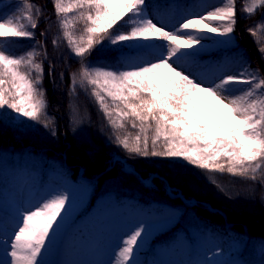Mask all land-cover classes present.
<instances>
[{
  "label": "snow or ice",
  "instance_id": "1",
  "mask_svg": "<svg viewBox=\"0 0 264 264\" xmlns=\"http://www.w3.org/2000/svg\"><path fill=\"white\" fill-rule=\"evenodd\" d=\"M145 3L146 0H75L73 5L65 6L62 0H55L57 14L71 12L73 8L86 10L81 11V15L85 17L88 35L85 43L75 45L77 57L90 54L105 40L111 46L123 45V49L145 51L155 57L147 62L126 63L132 70L95 68L90 71L85 68L81 84L99 89L94 96L113 127L124 128L125 125H117L112 119L106 96L119 110V118H133L132 127H136L137 121L141 131L149 122V126H154L151 146L147 135L143 139L137 135L134 146H130L128 139L116 137L130 153L182 158L208 173L227 172L249 178V173H255L260 167L256 162L264 161V98L254 95L256 89L264 86V79L246 96L229 100L226 94L236 90V85L252 86L253 80L244 79V73L238 72L205 86L204 81L198 82L191 74H186L180 64L182 57L193 54L201 45L202 34L229 36L233 32L236 20L232 0H228V7L208 11L199 18L185 19L174 30H166V25L158 26L147 18ZM261 4L264 5V0ZM25 8L29 12L25 18L35 29L37 23L31 15L33 5L26 3ZM246 11L252 12L253 8ZM130 16L139 18V24L130 31L113 35L110 30ZM0 19V38L33 37L34 33L17 17ZM261 53L264 55V49ZM35 56V52H29L26 57L15 58L0 50V110H11L17 123L26 120L41 123L46 117L47 102L40 88L43 68L35 62ZM6 83L10 84L9 88H5ZM250 178L256 179L254 175ZM68 201L67 194L57 193L32 207L17 209L11 235L4 232L7 238L0 239L6 257L0 264H48L44 254L67 213ZM144 232L143 226L138 225L127 234V239H122L123 247L119 251L122 264H140L135 255L143 243Z\"/></svg>",
  "mask_w": 264,
  "mask_h": 264
},
{
  "label": "trees",
  "instance_id": "2",
  "mask_svg": "<svg viewBox=\"0 0 264 264\" xmlns=\"http://www.w3.org/2000/svg\"><path fill=\"white\" fill-rule=\"evenodd\" d=\"M197 1L146 0L144 13L148 18L149 10L155 9L161 16L170 15L171 30H174L181 23L183 9H193ZM16 3L33 5L31 15L37 23V28L32 29L30 24L27 25L28 30L34 33L32 38H0V50L15 58L26 57L29 52L36 53L35 62L40 63L43 68L40 88L44 93L47 109L56 116L54 123L57 133L55 138L43 140L42 144L27 140L26 136H20V130L12 124L14 116L11 110H0V168L5 165L13 167L12 171L0 172V239L7 238L3 236L4 232L11 235L16 211L21 209L16 198L20 177L25 178L31 174L33 186L40 187L45 182L55 181L50 172L60 170L62 174L74 179L78 177V173L88 179L96 178L90 199L92 204L103 195L106 183L116 178L120 180L121 185L116 190L118 200L128 197L136 199L142 207L151 206L156 202L182 208L176 225L150 242L145 257L152 258L158 246H171L176 243L181 231L196 228L212 234L220 242L225 253L226 239L231 235L235 236L241 243V258L246 264H264V207L261 206L259 210L236 208L214 194L201 193L191 185L189 177H194V173L182 158L144 157L125 150L116 139L117 136L120 139H128L130 146H134L137 135L142 139L147 135L151 146V140L155 137L154 126H149V122L145 125V130L141 131L137 121L136 127H132L133 118H119V110L112 104L111 98L101 90L106 96L108 112L112 113V119L117 121V125H125L124 128L113 127L94 96V92L99 89L87 83L81 84V74L85 68L90 71L100 68L101 62L113 66L121 65L120 55L134 54L145 62L154 60L155 57L145 51L123 49V45L111 46L107 40L96 45L90 54L83 58L75 54L60 57L59 43H64L74 52L76 44L86 42L87 25L85 17L81 15V11L86 10L73 8L71 12L57 14L55 0H0V15ZM62 3L71 6L75 0H62ZM174 3L178 5L176 10H173ZM234 4L235 42H226L227 51L233 54L238 52L241 70L262 80L264 5L261 0H234ZM249 7L253 8L252 12L246 11ZM139 22V18L126 17L125 21L118 23L110 31L113 35L127 32ZM155 43L162 45L163 41ZM199 57L210 58L211 54H200ZM193 68H188L186 74L194 77L197 66L194 65ZM9 87L10 84L6 83L5 88ZM59 94L62 95L60 105L57 104ZM75 97L77 103H83L90 114V136L87 138L79 137L72 129L70 105ZM161 142L162 140L157 143ZM28 145L46 149L43 153L40 150L36 152V149L31 151L26 149ZM256 163H259L260 167L255 173H249V178L227 172L215 174L223 180L237 178L244 182L261 184L264 181V161ZM184 164L185 171L176 169ZM253 175L255 180L250 178ZM146 179H151L150 184ZM180 196L196 203L189 204ZM0 253H3L2 244ZM145 257L143 264H147Z\"/></svg>",
  "mask_w": 264,
  "mask_h": 264
},
{
  "label": "rangeland",
  "instance_id": "3",
  "mask_svg": "<svg viewBox=\"0 0 264 264\" xmlns=\"http://www.w3.org/2000/svg\"><path fill=\"white\" fill-rule=\"evenodd\" d=\"M228 6V0H198L193 9H183L181 22L189 17L199 18L202 15H207L208 11ZM232 6L235 7L233 0ZM177 7L178 5L174 3L173 10H176ZM148 14V18L157 23L158 26L166 25V30L172 29L170 15L161 16L155 9H150ZM28 15L29 12L25 9V6L16 3L1 14L0 18L15 16L20 23L27 27L30 23L25 17ZM0 22H2V19H0ZM212 26L222 27V25L217 24ZM202 35L204 36L202 41L210 42L212 36L223 43L224 46L209 52H201L200 48L196 47L193 54L180 59V64L185 72L191 66L193 68L196 65L197 69L193 78H196L198 82L200 80L204 81L205 86L219 83L221 78L227 75L242 72L239 53H229L224 43L235 42L234 30L229 36L209 33ZM59 46L60 57L74 54L64 43H59ZM160 50L162 51V49ZM200 54H211V57L201 59ZM225 58H229L230 61L226 63L227 66L223 67ZM140 60L142 59L134 54H123L120 55L121 65L113 66L101 62L99 66L110 71L132 70L127 68L125 64ZM220 70L224 72H220ZM214 72L218 73L220 77L212 76ZM243 73L244 79L253 80L252 86L236 85L235 88L240 92L227 93L229 100L236 98V94L239 93L246 95L261 80L260 77L251 76L244 71ZM216 79L219 80L215 82ZM254 95L256 98H264V87L261 86L260 89H256ZM59 96L58 105L62 103V95L59 94ZM75 98L71 100L70 105L72 129L79 137L87 138L90 136L88 129L91 121L90 114L83 103H77V98ZM53 114L46 109V117L41 123L27 120L24 123H17L14 117L11 122L20 130V136H26L27 140H34L38 144H42L43 140L53 139L56 136L54 123L56 116ZM45 124L48 127H45ZM26 149L31 151L36 149V152L40 150L43 153L46 148L28 145ZM121 161L124 162L123 159ZM187 164L194 173V177H189L190 183L201 193L214 194L217 198L225 200L236 208L259 210L264 207V181L259 184L257 182H244L237 178L223 180L215 173L200 170V168L188 162ZM126 167L129 169L128 166ZM185 167L184 164L176 167V169L185 171ZM7 170L12 171L13 167L9 168L5 165L0 168V172ZM50 175L55 181L45 182L40 187L33 186L31 174L25 178L20 177V186L16 190V198L21 208L32 207L44 201L45 198H53L54 194L57 193H64L69 197V206L66 205L67 213L57 229L48 251L44 254V260L48 264H122L119 257V251L123 247L121 241L127 239V234L138 225L143 226L145 232L142 234L143 243L140 245L135 258L140 264H143L150 242L158 235L173 228L177 223L179 213L182 212L181 207H174L169 204L155 202L151 206L142 207L136 199L123 197L122 200H118L116 190L121 185L120 180L116 178H112L106 183L103 195L98 197L92 204L90 198L92 197L93 183L96 178L88 179L82 173H78V177L74 179L62 174L60 170H53ZM145 181L150 184L151 179ZM35 196L37 197L33 200ZM188 203L195 204L196 202ZM226 245L227 255L220 242L212 234L200 229L190 228L189 231L179 233L176 243L171 246L157 247L154 256L152 258L145 257V260L147 264H246L241 258V243L235 236H229L226 239ZM3 259H6V257L3 253H0V260Z\"/></svg>",
  "mask_w": 264,
  "mask_h": 264
},
{
  "label": "bare ground",
  "instance_id": "4",
  "mask_svg": "<svg viewBox=\"0 0 264 264\" xmlns=\"http://www.w3.org/2000/svg\"><path fill=\"white\" fill-rule=\"evenodd\" d=\"M204 42L205 41H201V45L200 46H197V47L200 48L201 52H209V51H212V50H215V49H219L220 47H223L224 46L223 43H221L220 41H218L216 38H214L212 36H211V41L210 42H205V43ZM229 61H230L229 58H225L224 61H223L225 63V65H223V67L227 66L228 64H226V63H228ZM216 70H218V69H216ZM230 71H232V70L230 69ZM220 72H224V71L223 70H220ZM212 76H215L216 78H219L220 77L219 74L216 73V72H214L212 74ZM218 80L219 79H216L215 82H217ZM239 85H241V84H239ZM235 89L236 90L232 91L230 94H235V92L236 93L237 92H240V90H238L237 88H235ZM241 96H246V95H244L243 93L242 94L241 93L236 94V98L241 97Z\"/></svg>",
  "mask_w": 264,
  "mask_h": 264
}]
</instances>
